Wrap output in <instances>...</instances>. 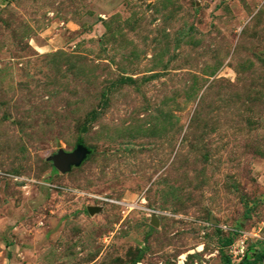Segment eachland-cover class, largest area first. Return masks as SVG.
I'll return each mask as SVG.
<instances>
[{
  "label": "rangeland",
  "instance_id": "rangeland-1",
  "mask_svg": "<svg viewBox=\"0 0 264 264\" xmlns=\"http://www.w3.org/2000/svg\"><path fill=\"white\" fill-rule=\"evenodd\" d=\"M241 242L264 247V0H0V264Z\"/></svg>",
  "mask_w": 264,
  "mask_h": 264
},
{
  "label": "water",
  "instance_id": "water-1",
  "mask_svg": "<svg viewBox=\"0 0 264 264\" xmlns=\"http://www.w3.org/2000/svg\"><path fill=\"white\" fill-rule=\"evenodd\" d=\"M81 157L80 151L75 150L73 153H63L62 151H58L57 154L51 157L53 167L60 173H64L69 170V166L71 164H76L79 162ZM92 208H89V213H92ZM96 210V209H95ZM152 226H157V222L155 219L151 222Z\"/></svg>",
  "mask_w": 264,
  "mask_h": 264
},
{
  "label": "trees",
  "instance_id": "trees-1",
  "mask_svg": "<svg viewBox=\"0 0 264 264\" xmlns=\"http://www.w3.org/2000/svg\"><path fill=\"white\" fill-rule=\"evenodd\" d=\"M232 244L231 238H227L224 242V246ZM264 263V247L251 252H246L237 264H263ZM224 264H232L229 259Z\"/></svg>",
  "mask_w": 264,
  "mask_h": 264
},
{
  "label": "built area",
  "instance_id": "built-area-1",
  "mask_svg": "<svg viewBox=\"0 0 264 264\" xmlns=\"http://www.w3.org/2000/svg\"><path fill=\"white\" fill-rule=\"evenodd\" d=\"M233 254H234V257H243L244 254H245V249H244V246H243V242H241L240 244H238L236 246V249L233 251ZM183 261H181V264H182ZM179 263V262H178Z\"/></svg>",
  "mask_w": 264,
  "mask_h": 264
}]
</instances>
